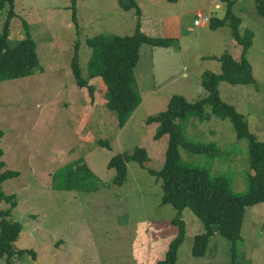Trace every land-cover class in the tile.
I'll return each mask as SVG.
<instances>
[{"label":"rangeland","instance_id":"374dc122","mask_svg":"<svg viewBox=\"0 0 264 264\" xmlns=\"http://www.w3.org/2000/svg\"><path fill=\"white\" fill-rule=\"evenodd\" d=\"M137 2L142 31L175 38L177 44L141 46L134 74L142 100L119 128L117 116L106 106L104 83L88 77L92 50L86 40L99 34H133L134 10L121 9L118 0H76L77 33L71 0L15 1L18 17L10 21V43L24 37L22 21H26L36 43L39 67L30 76L0 81L2 159L6 169L18 172L2 183L3 191L15 195L17 201L8 219L22 225L13 247L33 250L36 256L16 254L14 264H156L177 235L173 223L177 210L161 203V181L148 172L162 167L169 136L156 138L159 125L147 119L164 111L173 95L190 102L206 97L202 74L219 73V57L224 53L239 60L242 46L232 37L229 25L217 29L210 22L193 25L196 10L209 12L210 19L222 18L225 5L220 1ZM232 11L241 19L240 34L250 31L253 35L246 57L255 83L221 81L219 94L244 115L257 139L264 141V17L254 0H236ZM6 12L0 14V32ZM77 41L82 76L93 87V94L88 86H77L70 68ZM204 111L203 121L188 113L175 122L185 142L215 145L216 154L193 153L180 145V163L222 176L233 192L243 193L250 172L247 140L238 139L232 123L213 115L210 105ZM135 147L147 151L144 167L137 161L127 162L126 181L121 186L113 184L115 170L108 168L109 160ZM79 160L96 179L79 188L62 189L65 168ZM8 206L0 202V210ZM180 219L185 223V237L177 264H264V203L246 208L234 257L232 242L217 234L209 238L205 256H194L193 238L203 232L202 221L188 208ZM0 264H7L6 257L0 258Z\"/></svg>","mask_w":264,"mask_h":264},{"label":"trees","instance_id":"16d2710c","mask_svg":"<svg viewBox=\"0 0 264 264\" xmlns=\"http://www.w3.org/2000/svg\"><path fill=\"white\" fill-rule=\"evenodd\" d=\"M15 1L0 0V14L7 9L3 29L0 32V81L30 76L39 67L36 43L26 21H22L24 37L14 44L10 43V21L18 17L15 12ZM166 1L175 3L178 0ZM218 1L225 5L224 16L211 18L210 27L217 29L224 25L230 26L232 37L242 46L240 59L236 60L230 53L222 54L219 57L221 71L219 73L205 71L201 76L202 86L207 91L206 97L190 102L181 95H173L164 111L147 119L148 123L157 122L159 125L156 138L164 134L169 136L162 167L159 170L148 169V172L161 181V203L170 204L177 210V215L173 218V223L178 227L177 235L170 243L164 259L156 264H177L178 249L185 237V223L180 219L184 209H190L203 225V232L196 234L193 238L192 254L194 256H205L209 238L217 234L232 242L230 250L234 257L236 243L241 239L246 208L264 203V141L257 139L256 135L250 131L244 115L238 112L234 105L224 101L218 89L221 81L233 85L255 83L252 66L246 57L252 45L253 35L250 31L241 35L238 30L241 19L232 11L236 0ZM254 1L257 12L264 17V0ZM118 5L125 11L134 10L137 22L133 34L127 36L99 34L88 38L86 43L92 50L87 62L88 77L99 78L104 83L106 106L117 116L120 128L125 125L142 100L136 87L134 74V69L139 62L141 46L148 44L153 47H171L177 43V40L145 34L141 29L142 10L137 0H118ZM70 9L72 22L78 33L76 0H71ZM79 46L80 43L77 41L70 68L77 86H88L90 94H93V87L88 85L87 80L82 76ZM207 104L211 106L213 115L228 119L232 123L238 139L247 140L250 172L247 175L248 188L243 193L233 192L228 181L222 176H212L204 169L185 167L180 163V145L193 153H204L210 156L216 154L215 145L185 142L182 129L175 122L176 119L184 118L188 113L194 114L203 121L207 117L204 111ZM3 134L0 130V142ZM100 143L109 147L107 141ZM2 156L3 150L0 147V202L9 204L8 208L0 210V258L4 256L7 264H14L13 257L16 254L30 253L33 258L36 256L33 250H15L13 247L22 225L8 219L17 201L15 195L3 191L2 183L18 175V172L6 169ZM147 159V151L142 147H135L132 152L117 153L112 156L107 166L115 170L113 184L121 186L126 181L127 162L137 161L144 167ZM64 172L62 185L64 190L82 187L84 182L96 179L90 168L80 163V160L69 164Z\"/></svg>","mask_w":264,"mask_h":264},{"label":"built area","instance_id":"2783aa9c","mask_svg":"<svg viewBox=\"0 0 264 264\" xmlns=\"http://www.w3.org/2000/svg\"><path fill=\"white\" fill-rule=\"evenodd\" d=\"M210 22V16L208 14H203L202 12L196 13V18L193 20V25L195 26H205Z\"/></svg>","mask_w":264,"mask_h":264},{"label":"crops","instance_id":"0c3cea01","mask_svg":"<svg viewBox=\"0 0 264 264\" xmlns=\"http://www.w3.org/2000/svg\"><path fill=\"white\" fill-rule=\"evenodd\" d=\"M217 1H218V0H212V1H209V3L214 4V3H217ZM209 5H210V4H209ZM208 11H209V10H208ZM197 12H202V13H203L202 10H196V11H195V17H196V13H197ZM208 13H209V12H206V13H203V14H208ZM208 15H209V14H208ZM176 44H177V43H176ZM176 44H175V45H176Z\"/></svg>","mask_w":264,"mask_h":264}]
</instances>
